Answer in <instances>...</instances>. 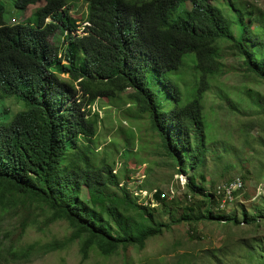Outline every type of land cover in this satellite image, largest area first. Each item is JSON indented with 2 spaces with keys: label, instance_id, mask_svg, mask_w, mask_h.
<instances>
[{
  "label": "trees",
  "instance_id": "trees-1",
  "mask_svg": "<svg viewBox=\"0 0 264 264\" xmlns=\"http://www.w3.org/2000/svg\"><path fill=\"white\" fill-rule=\"evenodd\" d=\"M38 1L13 3L25 10ZM45 2L23 22H11L14 15L6 17L0 2V101L15 97L25 105L10 121H0V210L21 195L34 199L49 211L47 224L63 220L71 229L46 250L79 240L83 258L93 249L104 256L143 249L177 223L192 232L206 219L240 224L236 214L215 212L220 196L196 169L212 150L205 103L227 58L264 80L261 9L246 0H85L80 34L69 0ZM187 72L191 84L184 89L180 81ZM221 96L236 109L230 94ZM101 98L130 104L125 112L131 118L149 116L168 163L187 178L183 201L151 192L145 183L136 188L152 194L144 203L121 185L115 161L95 147L101 118L93 106ZM257 214H264V200ZM242 215L256 223V214L244 209ZM135 216L145 223L141 232L133 229ZM244 245L251 264H264L262 241ZM1 251L0 264H9ZM209 254L207 260H217Z\"/></svg>",
  "mask_w": 264,
  "mask_h": 264
},
{
  "label": "rangeland",
  "instance_id": "rangeland-1",
  "mask_svg": "<svg viewBox=\"0 0 264 264\" xmlns=\"http://www.w3.org/2000/svg\"><path fill=\"white\" fill-rule=\"evenodd\" d=\"M69 1L72 16L81 24L77 31L81 34L86 24L87 3L85 0ZM246 1L264 13V0ZM0 2L5 6L6 17L14 15V18H9L11 22L27 21L36 9L46 4L45 0H40L25 10H19L13 0ZM225 69L207 93L205 112L211 124L212 150L206 156L205 164L196 172L205 175L208 187L212 182L216 186L238 177L244 180L233 198L220 204L215 211L236 214L242 220L240 224L206 219L198 222L192 232L187 223H177L162 235L149 239L143 249L130 246L110 256L93 249L88 257L83 258L79 240L59 250H46L48 243L68 238L71 229L63 220L47 224L49 211L34 199L21 195L6 211L0 210V249L4 259L9 264H251L244 257V244L256 241L264 244V214H257L264 200V80L245 72L231 56L227 58ZM182 77L180 85L183 88L191 84L189 72ZM247 89L254 93V98ZM129 91L123 94L124 99ZM222 92L233 98L237 106L235 110L222 98ZM115 102L101 98L93 106L101 118L95 138L100 156L107 154L110 161H115L114 172L121 173V185L142 194L141 198L146 199L144 203L149 192L140 193L136 188L145 183L151 192L161 190L165 197H177L178 201H183L187 178L177 174L168 163L161 137L152 127L149 116L131 118L125 110L133 107L128 103ZM23 109L24 103L15 97L2 99L0 121H10L16 112ZM107 146L113 153L107 150ZM126 147L130 153L124 154ZM81 196L87 198L86 189L82 190ZM152 202L151 205L160 204ZM244 209L257 215L256 223L243 221ZM181 212L182 207L175 216ZM162 218L170 220L167 216ZM132 223L136 232L145 228L140 217L135 216ZM27 250L30 255H22L21 252ZM207 253L216 256L218 261L207 260L204 257Z\"/></svg>",
  "mask_w": 264,
  "mask_h": 264
},
{
  "label": "built area",
  "instance_id": "built-area-1",
  "mask_svg": "<svg viewBox=\"0 0 264 264\" xmlns=\"http://www.w3.org/2000/svg\"><path fill=\"white\" fill-rule=\"evenodd\" d=\"M241 179L242 178L238 177V178L233 179L231 181H227L225 183H220V184L215 186L214 192L216 193L217 196H220L219 199H220V204L221 205L225 204L227 201L231 200L233 198V195L238 190L241 189V187L243 186V183H242L243 179L242 180ZM138 191H141L140 193H142V192L148 193L147 190H138ZM132 192H133L134 195L140 196V201L146 200L145 198L144 199L141 198L142 194L138 195V193L136 191H132ZM148 194H149V197L152 196V194L150 192ZM148 199H147V201H148Z\"/></svg>",
  "mask_w": 264,
  "mask_h": 264
}]
</instances>
